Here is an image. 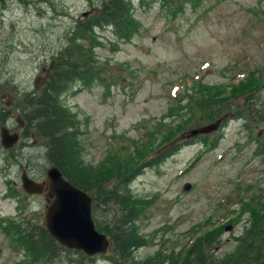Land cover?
<instances>
[{
	"label": "rangeland",
	"instance_id": "1",
	"mask_svg": "<svg viewBox=\"0 0 264 264\" xmlns=\"http://www.w3.org/2000/svg\"><path fill=\"white\" fill-rule=\"evenodd\" d=\"M150 1L132 0L139 30L131 39L96 29L100 43L94 53L110 83L88 88L74 83L62 100L77 116L86 164L97 166L127 152L137 157L132 165L142 166L130 192L138 207L135 228L146 243L132 250L127 264H181L190 246L209 234L212 253L222 259L264 214L252 209L264 196V85L251 105L259 114L247 119L231 111L218 131L192 135L204 126L200 117L170 147L162 144L157 124H170L194 108L198 95L185 96L194 81L221 88L254 72L264 77V0H190L177 15L159 2L147 5ZM91 3L0 0V264H43L33 263L9 234L13 224L27 220L44 225L49 204L46 194L29 195L22 185L24 170L43 182L51 167L43 142L24 136V95L38 90L42 73L78 21L88 17ZM4 127L20 136L11 149L2 145ZM137 154L149 157L139 161ZM108 256L82 264L123 262L114 251ZM68 257L82 260L75 252Z\"/></svg>",
	"mask_w": 264,
	"mask_h": 264
},
{
	"label": "trees",
	"instance_id": "2",
	"mask_svg": "<svg viewBox=\"0 0 264 264\" xmlns=\"http://www.w3.org/2000/svg\"><path fill=\"white\" fill-rule=\"evenodd\" d=\"M140 1L144 3L148 0ZM91 2L92 9L88 17L78 21L66 45L52 58L42 73V79H39L37 85L38 90L24 95L26 106L23 117L27 123L24 136L27 139L34 137L41 140L48 163L56 166L69 182L92 197L93 217L97 229L110 238L112 252L118 253L123 262L127 263L132 250L146 243L135 228L138 207L130 192V184L142 166H139V163L132 165L137 157L127 152L122 157L115 156V160L101 162L97 166L86 164L83 159L77 116L67 108L62 95L74 83H82L88 88L97 83L109 84L112 80L94 53L100 43L97 28L111 29L119 39L129 40L138 32L139 23L133 14L132 0ZM157 2L168 8L172 15H177L184 11L191 1L151 0L147 5ZM247 76H249L247 80L241 79L231 86L221 88L194 81L186 88V91L193 92L185 95L186 97L198 95L194 108H190L187 115L174 118L170 124L164 122L157 124L161 125L158 133L163 137L162 144L167 143L171 147L177 143L178 136H183L189 128L196 126L195 121L200 117L202 121L199 125H206L225 118L231 111L247 119L258 115L260 110L253 112L251 105L264 85V77L259 71ZM239 96H243L244 105L239 104ZM184 99L186 98L178 102ZM189 99L194 103V98ZM209 99L213 100L208 101ZM243 108L249 113H244ZM151 138L150 133L143 137L142 145H147L145 142ZM216 141L217 139L214 140V144ZM178 146L180 147L179 144ZM177 150L178 148L174 147L169 151V156L175 154ZM138 152L142 153L141 150ZM137 155H141L139 161H145L149 157ZM242 204L249 205L244 202ZM252 207L254 212L263 211L264 196L259 197ZM9 234L15 237L17 247L24 249L33 259V263L82 264L94 261L88 257L87 260L85 254L80 251L70 250L61 245L51 236L45 225L34 220H27L23 225L13 224ZM213 239V234L206 235L196 243L197 239L190 246L192 249L189 247L191 252L181 264H263L264 214L255 222L252 229L239 239L237 250L222 259L214 256L213 247L210 249V246L215 244ZM72 252L80 255L82 260L69 259L68 256ZM65 258L68 260H64ZM144 264L165 263L147 260Z\"/></svg>",
	"mask_w": 264,
	"mask_h": 264
},
{
	"label": "water",
	"instance_id": "3",
	"mask_svg": "<svg viewBox=\"0 0 264 264\" xmlns=\"http://www.w3.org/2000/svg\"><path fill=\"white\" fill-rule=\"evenodd\" d=\"M220 124L221 120L191 131V134H207L216 131ZM1 136L5 149H11L19 140V136L11 134L7 128L2 129ZM22 183L24 191L28 194L41 195L46 192L51 199L45 214V226L61 245L82 251L90 257L105 253L109 249L108 237L97 230L93 219L92 197L66 180L57 167L49 168L47 182L43 183L34 181L24 171ZM190 189L191 185L186 184L184 190ZM230 229L231 226L227 228V231Z\"/></svg>",
	"mask_w": 264,
	"mask_h": 264
}]
</instances>
